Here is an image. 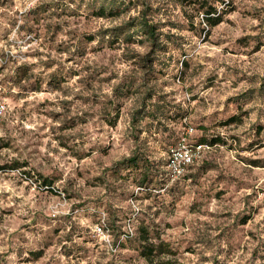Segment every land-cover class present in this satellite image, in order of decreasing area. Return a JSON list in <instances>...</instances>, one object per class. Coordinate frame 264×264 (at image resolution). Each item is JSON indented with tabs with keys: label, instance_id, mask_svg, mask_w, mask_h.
Returning a JSON list of instances; mask_svg holds the SVG:
<instances>
[{
	"label": "rangeland",
	"instance_id": "rangeland-1",
	"mask_svg": "<svg viewBox=\"0 0 264 264\" xmlns=\"http://www.w3.org/2000/svg\"><path fill=\"white\" fill-rule=\"evenodd\" d=\"M114 1L0 0V264H264V0Z\"/></svg>",
	"mask_w": 264,
	"mask_h": 264
},
{
	"label": "trees",
	"instance_id": "trees-1",
	"mask_svg": "<svg viewBox=\"0 0 264 264\" xmlns=\"http://www.w3.org/2000/svg\"><path fill=\"white\" fill-rule=\"evenodd\" d=\"M196 2H193L192 5H195L194 7L198 12L202 15V20L208 27H214L216 26L220 21V16L217 13V7L219 4H224L223 0H195ZM182 6L184 4H181ZM191 5V4H189ZM139 7L146 8L144 4L140 0H115L113 3V8H131V7ZM227 6V4L225 5ZM135 21L134 23H130L129 30L130 34H127V36H119V35H110V38L112 40H115L117 43H123V44H131L133 43L132 40L135 35L140 36L142 39L146 40V42L149 44V50L146 54V56L153 55L158 49L156 46L159 42L160 34L157 32V26L153 22L149 21L147 19V16L145 14L144 10L139 11L138 17H135L132 19ZM132 22V21H131ZM106 36L109 37V34H106ZM138 40L137 42L139 43ZM233 118H230L227 123H231ZM219 140H215L214 144L218 143ZM204 145V144H203ZM134 157L130 158L129 161L133 160ZM145 241V240H144ZM165 244L160 242L158 245H147L144 246L141 250V256L151 261L155 257L165 256V257H172L174 254L170 250L164 249ZM159 264H184L182 262H179L177 260L166 258L164 260H160Z\"/></svg>",
	"mask_w": 264,
	"mask_h": 264
},
{
	"label": "built area",
	"instance_id": "built-area-1",
	"mask_svg": "<svg viewBox=\"0 0 264 264\" xmlns=\"http://www.w3.org/2000/svg\"><path fill=\"white\" fill-rule=\"evenodd\" d=\"M7 112V103L0 95V116ZM206 148L203 144L189 145L186 138L182 137L177 146L170 147L168 151L166 168L172 178L184 175L187 169L201 157V153ZM100 231L101 229L98 228Z\"/></svg>",
	"mask_w": 264,
	"mask_h": 264
}]
</instances>
